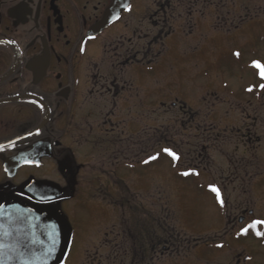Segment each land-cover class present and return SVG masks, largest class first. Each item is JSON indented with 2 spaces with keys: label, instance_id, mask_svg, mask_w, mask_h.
Listing matches in <instances>:
<instances>
[{
  "label": "flooded vegetation",
  "instance_id": "af4514ba",
  "mask_svg": "<svg viewBox=\"0 0 264 264\" xmlns=\"http://www.w3.org/2000/svg\"><path fill=\"white\" fill-rule=\"evenodd\" d=\"M255 39L264 41V0H0V206L66 219L69 249L101 233L95 248L127 238L131 264H155L183 246L153 220L154 192L163 180L179 207L170 178L191 180L218 211L202 237L225 250L215 264H264V223L249 227L264 221V88L239 87L234 100L218 85L229 88L221 75L244 63L227 44ZM237 115L235 128L204 129ZM188 140L198 150L185 160ZM83 204L106 222L85 244L67 216Z\"/></svg>",
  "mask_w": 264,
  "mask_h": 264
},
{
  "label": "rangeland",
  "instance_id": "374dc122",
  "mask_svg": "<svg viewBox=\"0 0 264 264\" xmlns=\"http://www.w3.org/2000/svg\"><path fill=\"white\" fill-rule=\"evenodd\" d=\"M227 46L228 49L231 50L239 49L243 54L244 63L240 65L241 68L237 69L238 65L237 62H235L234 65L237 66L236 68L234 67L235 69L232 72L229 71L230 73H223L221 75L220 81L225 83V85L229 84V88L225 89L220 86L221 83L218 85L221 87L220 89L223 94L228 95L229 91L232 90L233 94L235 93L234 100H236L239 97H244V94L241 93L242 91L238 92L239 87L248 91L249 89H256L257 85H263V79L259 74L260 70L254 67L253 63L260 62V64L264 65V41L255 39L252 40L248 46H243L238 41H230ZM238 64H240V61ZM245 64L250 65L252 70L246 69ZM242 118L243 116L237 115L236 117L231 116L229 119L225 117H222V119H209L203 122L204 129L207 132H212L218 128L223 129L227 126L230 130L231 127L235 128V126L242 124L244 121ZM192 142V140H188L187 145L181 147L185 160L190 158L188 153L189 150H193L194 148L198 150V145H195V143ZM209 153L211 154V157L214 158L213 152L210 151ZM161 160H163V158H161ZM160 162L164 163L163 161ZM159 175L170 185V177L168 176L167 171L161 170L159 171ZM170 179L176 184L179 193L182 194V198L178 200L179 207L176 199L173 198L174 195L169 192V187H166L167 185L162 180L163 183L160 182L161 184L157 185L158 188L154 192V195H156L155 199L158 200L159 197V201L154 199V201H156V206L153 209L157 213L155 214L156 218L153 220H166L165 225L169 227L166 229L167 233H172L171 236L175 239L177 244H182L183 250H179L180 253L178 252V257L168 260H156L155 264H215L217 256L220 260L225 259V250L216 252L205 244L208 242L206 237L202 238L206 233L213 232L215 226H219V223L215 220V217L216 219L218 217V211L214 210L211 204L204 201L205 197L200 196L201 191H199L197 187L191 186V180L185 182L183 180L180 181L178 178ZM143 184L146 185L145 189H147V182ZM146 205L147 202L145 206ZM204 206H208V208H205ZM180 207L185 211L182 216L179 214ZM168 209L172 212V219L165 214ZM72 215L76 217L77 226L74 228L79 235V239L83 240V244L90 242L94 237L93 234L97 233L95 228L98 225H95V223L100 225L106 223L105 221L102 222L105 217L102 210L98 208L92 209L90 205L87 206L83 204L75 207L72 212L67 214L68 218L72 217ZM182 217L184 225L181 223ZM145 221H150L151 224L149 226H153V221L151 219ZM170 227L172 229H170ZM179 228H181L182 232L179 231ZM102 230H104V228H102ZM96 238V240L90 242L86 247L76 245L69 249L63 264H118V259L121 261V258L125 259L124 264H131L129 259L133 258L136 254V251L132 253V249H134L132 240L129 241L126 238L124 244L121 245L118 241H115L113 239L114 236H112L111 239L113 240L110 242L109 249L99 250L95 248V246L98 247V243L101 241V233L97 234ZM197 238H200V241L202 240V242H199L196 247ZM102 242L106 243L107 240H103ZM236 244L237 243H233V245ZM251 257L255 260L258 259L255 254Z\"/></svg>",
  "mask_w": 264,
  "mask_h": 264
},
{
  "label": "water",
  "instance_id": "95a60500",
  "mask_svg": "<svg viewBox=\"0 0 264 264\" xmlns=\"http://www.w3.org/2000/svg\"><path fill=\"white\" fill-rule=\"evenodd\" d=\"M0 264H62L71 238L66 219L20 203L0 206Z\"/></svg>",
  "mask_w": 264,
  "mask_h": 264
},
{
  "label": "snow or ice",
  "instance_id": "6c2138e0",
  "mask_svg": "<svg viewBox=\"0 0 264 264\" xmlns=\"http://www.w3.org/2000/svg\"><path fill=\"white\" fill-rule=\"evenodd\" d=\"M127 10H130V8L127 9ZM237 55H238V54H237ZM253 66L260 70V73H259V74H260L261 78L264 79V65L260 64V62H254V63H253ZM261 87L264 88V85H261ZM249 90H251V89H249ZM165 151L168 152L169 155H171V156L173 157V159H178V157L176 156L175 153H172V152H171L170 150H168V149H165ZM153 159H155V157H153ZM187 174H188V173H185V175H187ZM212 191L215 192V193L217 194V198L219 199V195H220V194H219V190L213 187V188H212ZM222 203H223V201L221 200V204H222ZM262 223H264V221H254L253 224L249 225V227H250V228H256L257 225L262 224ZM0 230H2V226H0ZM242 231H243L244 233H247L248 228H245V229H243ZM256 235H257V236H264V232L256 231ZM2 248H3V245L0 244V249H2Z\"/></svg>",
  "mask_w": 264,
  "mask_h": 264
}]
</instances>
